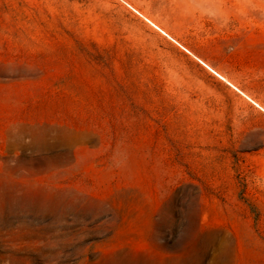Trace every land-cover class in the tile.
<instances>
[{
  "label": "rangeland",
  "instance_id": "rangeland-1",
  "mask_svg": "<svg viewBox=\"0 0 264 264\" xmlns=\"http://www.w3.org/2000/svg\"><path fill=\"white\" fill-rule=\"evenodd\" d=\"M0 264H264V0H0Z\"/></svg>",
  "mask_w": 264,
  "mask_h": 264
},
{
  "label": "built area",
  "instance_id": "built-area-1",
  "mask_svg": "<svg viewBox=\"0 0 264 264\" xmlns=\"http://www.w3.org/2000/svg\"><path fill=\"white\" fill-rule=\"evenodd\" d=\"M122 1V0H121Z\"/></svg>",
  "mask_w": 264,
  "mask_h": 264
}]
</instances>
